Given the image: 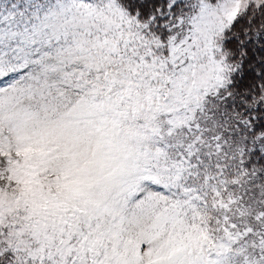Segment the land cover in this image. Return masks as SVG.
<instances>
[{"label": "snow or ice", "instance_id": "obj_1", "mask_svg": "<svg viewBox=\"0 0 264 264\" xmlns=\"http://www.w3.org/2000/svg\"><path fill=\"white\" fill-rule=\"evenodd\" d=\"M0 264H264V0H0Z\"/></svg>", "mask_w": 264, "mask_h": 264}]
</instances>
